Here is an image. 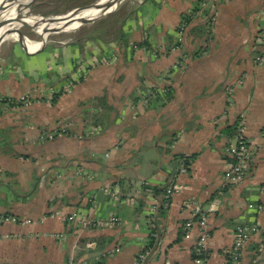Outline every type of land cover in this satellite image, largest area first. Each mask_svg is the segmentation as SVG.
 Listing matches in <instances>:
<instances>
[{
	"label": "crops",
	"instance_id": "obj_1",
	"mask_svg": "<svg viewBox=\"0 0 264 264\" xmlns=\"http://www.w3.org/2000/svg\"><path fill=\"white\" fill-rule=\"evenodd\" d=\"M263 28L264 0H122L82 36L1 46L0 97L10 101L0 107V216L36 222L0 224V264H137L143 252L146 264H196L199 227L185 225L202 215L204 264L227 263L240 224L255 229L241 264H257L264 211L249 206L264 205ZM113 52L118 62L81 78ZM243 117L250 171L229 186L226 150ZM61 126L69 133L50 139ZM74 213L105 225L81 228L67 221Z\"/></svg>",
	"mask_w": 264,
	"mask_h": 264
},
{
	"label": "built area",
	"instance_id": "obj_2",
	"mask_svg": "<svg viewBox=\"0 0 264 264\" xmlns=\"http://www.w3.org/2000/svg\"><path fill=\"white\" fill-rule=\"evenodd\" d=\"M206 6V2L202 4V7ZM211 16L209 19L210 28L214 29L216 25V9L212 7L209 9ZM190 18L183 19L178 27V43L176 45V49L183 47L184 37L186 31L189 27ZM259 40V47L264 50V28L260 31L258 35ZM137 47V46H136ZM144 50H147V47H144ZM156 57L159 55L155 53ZM119 56L116 52H113L109 56H100L97 57L89 62L87 65V69L81 74V78L85 79L88 75L87 70L99 67H108L113 65L114 63L118 62ZM186 60V56L182 57L174 66L175 69H178L183 66V63ZM79 79L70 80L66 86L63 88V93H69L73 90L75 85L78 83ZM6 99L0 97V106L6 104ZM18 103H23L28 105L30 103L29 97L23 98L18 101ZM66 127H61L53 130L49 134L50 139L64 137L66 135ZM88 133H100L98 127H93L91 130H88ZM247 133V121L246 118H242L239 122V127L237 133L234 137V140L230 142V145L227 147V154L233 160L232 166L226 171L225 173V180L229 186H235L242 183L248 176L250 171V143L246 136ZM181 173H186L187 168L185 163L181 167ZM182 190L181 186L175 185L174 187L170 188L169 192L172 194L174 192H179ZM262 191L264 193V183L262 184ZM250 209L261 213L264 211V205L261 204H250ZM156 208H153L152 211H155ZM153 220V218H151ZM46 218L40 220V222H44ZM68 222L76 223L81 228H89V227H103L105 224L102 222H95L87 218H83L77 213H74L67 218ZM13 222V223H20L24 225L33 224L36 221L33 219H19L18 217L11 216V215H1L0 216V224ZM209 220L208 217L202 215L198 220L189 221L186 223L185 228L186 231L189 233L194 226L199 227V237L194 246V256L196 264H204L209 255L208 243L211 238L210 230H209ZM255 229H251L247 225L240 224L235 227L234 230V243L231 249L229 250V260L226 264H241L242 258L245 252V249L249 245L252 239V234ZM259 231V229L257 230ZM264 233V228L261 230ZM60 238H64L60 236ZM261 252V259L257 264H264V244L260 247ZM147 253L143 252L140 253L137 259V264H146Z\"/></svg>",
	"mask_w": 264,
	"mask_h": 264
},
{
	"label": "rangeland",
	"instance_id": "obj_3",
	"mask_svg": "<svg viewBox=\"0 0 264 264\" xmlns=\"http://www.w3.org/2000/svg\"><path fill=\"white\" fill-rule=\"evenodd\" d=\"M101 0H36L31 3V7L27 12V18H34L36 22H41V20H54L56 18L65 16L74 11L89 8L90 6L98 3ZM122 0H119V4ZM23 6L21 9H23ZM82 16V13H79ZM106 15L96 17L91 21L84 23L82 25L76 26L74 28L63 27V30H58L52 33L48 37L49 41H65L70 36L78 34L82 36L84 33L88 32V30L94 29ZM20 33L24 34L28 39L33 42L42 43L45 35L42 34L38 29L33 26H17ZM12 42H19L18 40H8L4 41L0 44L1 46H5L6 44Z\"/></svg>",
	"mask_w": 264,
	"mask_h": 264
},
{
	"label": "water",
	"instance_id": "obj_4",
	"mask_svg": "<svg viewBox=\"0 0 264 264\" xmlns=\"http://www.w3.org/2000/svg\"><path fill=\"white\" fill-rule=\"evenodd\" d=\"M33 1L36 0H28V3L25 4L23 6V12L25 11V14L22 16H20L19 18L15 19V20H7L4 22L0 21V31H2L3 29H6V32L0 36V44L4 41H8L11 39H14V37H16L15 35H17L18 41L21 45H23L24 47H28L29 43L32 42L30 39H28L24 34L20 33L17 26H33L36 29H38L37 25H32L29 24L28 22L24 21V16L27 18V12L29 11L30 7H31V3ZM111 0H101L98 3L90 6L89 8H85V9H80L77 11H74L72 13H69L65 16L56 18L54 20H43V21H47L49 23V28L46 32L44 40L42 41L41 45L36 49V50H40L42 49L45 44L48 42V37L56 32V25H59L60 23H68V24H64L63 27H69L72 26L75 23H79L80 25L87 23L89 21H91L92 19L96 18V17H100V16H104L107 15L111 12H113L119 5V0H116V6L115 9L112 11H106V7L108 6V3ZM10 9V5L8 4L7 6H4L1 10H0V20L4 17V15L6 14V12ZM95 10L98 12L97 16H93V17H81L79 13H82L83 11H92ZM41 21V22H43ZM39 23V22H38ZM13 33H17V34H13Z\"/></svg>",
	"mask_w": 264,
	"mask_h": 264
},
{
	"label": "bare ground",
	"instance_id": "obj_5",
	"mask_svg": "<svg viewBox=\"0 0 264 264\" xmlns=\"http://www.w3.org/2000/svg\"><path fill=\"white\" fill-rule=\"evenodd\" d=\"M27 3H28V0H0V10L4 6H7L8 4L10 5V9L6 12L4 17L0 21L4 22L7 20H15V19L19 18L20 16L23 17V15L25 14V11L23 12V9H21V7H22V5H25ZM115 6H116V0H111L108 3V6L106 7V11L114 10ZM97 14H98V12L95 10L83 11L81 17H93V16H97ZM24 18H25L24 19L25 22H28L29 24H32V25H37L38 30L42 34H46V32L49 28V23L47 21L37 23L36 19H34V18H26L25 16H24ZM64 24H68V23H60L59 25H56L55 26L56 31L63 30ZM79 25H80L79 23H75L72 26H69L68 28H74V27L79 26ZM5 32H6V29H3L2 31H0V36H2ZM13 34H17V33H13ZM15 36L16 37H14V40H18L17 35H15ZM40 45L41 44H39L38 42L32 41L29 43L28 47L31 50H36Z\"/></svg>",
	"mask_w": 264,
	"mask_h": 264
},
{
	"label": "trees",
	"instance_id": "obj_6",
	"mask_svg": "<svg viewBox=\"0 0 264 264\" xmlns=\"http://www.w3.org/2000/svg\"><path fill=\"white\" fill-rule=\"evenodd\" d=\"M188 18V17H187ZM189 19V18H188ZM140 47H148L147 46V44L146 43H144V44H141V45H139ZM62 94V93H61ZM60 93H57L56 95H55V97H57V96H60L61 95ZM7 100V99H6ZM10 100H7L6 101V103H8ZM12 102H14V101H12ZM18 104H23V103H18ZM3 106V105H2ZM1 107V106H0ZM99 122L100 121H96V125L97 126H99ZM61 127H66V135L69 133V128H67V126H61ZM61 127H59V128H61ZM185 165H186V168L189 166V164H190V162H191V159L189 158V157H185Z\"/></svg>",
	"mask_w": 264,
	"mask_h": 264
}]
</instances>
